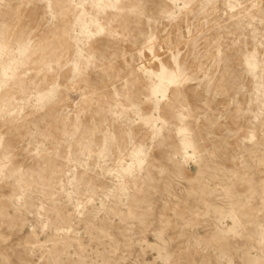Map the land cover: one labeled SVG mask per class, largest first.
Segmentation results:
<instances>
[{"label":"rangeland","instance_id":"1","mask_svg":"<svg viewBox=\"0 0 264 264\" xmlns=\"http://www.w3.org/2000/svg\"><path fill=\"white\" fill-rule=\"evenodd\" d=\"M0 264H264V0H0Z\"/></svg>","mask_w":264,"mask_h":264}]
</instances>
